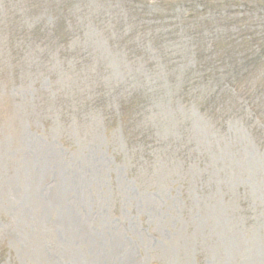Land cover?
Returning <instances> with one entry per match:
<instances>
[{
  "label": "rangeland",
  "instance_id": "1",
  "mask_svg": "<svg viewBox=\"0 0 264 264\" xmlns=\"http://www.w3.org/2000/svg\"><path fill=\"white\" fill-rule=\"evenodd\" d=\"M254 31L264 0H0V264H264Z\"/></svg>",
  "mask_w": 264,
  "mask_h": 264
},
{
  "label": "trees",
  "instance_id": "2",
  "mask_svg": "<svg viewBox=\"0 0 264 264\" xmlns=\"http://www.w3.org/2000/svg\"><path fill=\"white\" fill-rule=\"evenodd\" d=\"M226 54H228V53H226ZM263 54V53H262Z\"/></svg>",
  "mask_w": 264,
  "mask_h": 264
}]
</instances>
